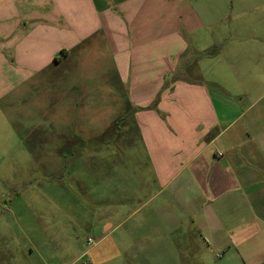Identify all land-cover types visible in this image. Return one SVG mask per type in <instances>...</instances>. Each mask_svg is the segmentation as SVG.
Here are the masks:
<instances>
[{"label":"crops","instance_id":"crops-1","mask_svg":"<svg viewBox=\"0 0 264 264\" xmlns=\"http://www.w3.org/2000/svg\"><path fill=\"white\" fill-rule=\"evenodd\" d=\"M189 2L0 0V73L15 87L60 53L65 63L85 41L104 40L154 177H120L122 200L90 196L99 213L89 208L77 223L92 248L74 242L69 264H264V18L254 19L264 0ZM183 65L198 77H182ZM76 142L62 139V165ZM80 168L73 164L78 187ZM1 232L0 264H17L18 251L26 264H61L66 254L13 249L10 228Z\"/></svg>","mask_w":264,"mask_h":264},{"label":"rangeland","instance_id":"rangeland-1","mask_svg":"<svg viewBox=\"0 0 264 264\" xmlns=\"http://www.w3.org/2000/svg\"><path fill=\"white\" fill-rule=\"evenodd\" d=\"M189 3L194 5L195 0ZM262 18V14L254 16L257 22ZM210 35L213 37V32ZM105 48L104 40L93 37L72 51L67 62L60 53L53 63L40 64L43 67L30 78L19 79L16 87L0 73V235L1 230L10 228L8 242L13 249L33 246L47 259L51 250L65 249L61 264H69L74 242L79 241L84 251L92 248L87 232H78L82 225L77 223L90 209L99 213L100 206L89 201L92 194L100 197V205L121 199L117 192L127 187L120 177L128 176L137 183L144 175L147 184L153 183L133 112L127 109L125 93L116 86ZM183 69L182 77H198L193 65L189 69L183 65ZM63 73L68 74L67 80L60 79ZM107 81L115 85L112 101L106 95ZM105 104L107 112H93L95 106ZM74 135L83 143H66V165H62L58 149H62L63 138ZM75 162L81 165L82 187L71 179ZM48 169L52 174L49 180ZM111 172L119 188L114 192L110 190ZM121 210L128 213L131 209ZM4 245L5 240H0V247ZM19 255L18 251L17 264H26Z\"/></svg>","mask_w":264,"mask_h":264},{"label":"built area","instance_id":"built-area-1","mask_svg":"<svg viewBox=\"0 0 264 264\" xmlns=\"http://www.w3.org/2000/svg\"><path fill=\"white\" fill-rule=\"evenodd\" d=\"M89 242L93 243V239L90 238V239H89ZM217 257H218V258H221L222 256H221V255H218Z\"/></svg>","mask_w":264,"mask_h":264},{"label":"trees","instance_id":"trees-1","mask_svg":"<svg viewBox=\"0 0 264 264\" xmlns=\"http://www.w3.org/2000/svg\"><path fill=\"white\" fill-rule=\"evenodd\" d=\"M159 98H160V97H158V98H157V100L155 101V102H156L155 104H157V103H158V101H159Z\"/></svg>","mask_w":264,"mask_h":264}]
</instances>
